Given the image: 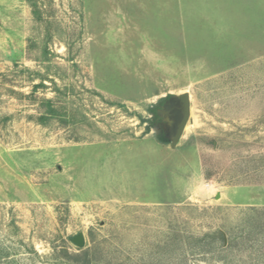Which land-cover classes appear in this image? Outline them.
I'll use <instances>...</instances> for the list:
<instances>
[{
    "label": "rangeland",
    "instance_id": "rangeland-1",
    "mask_svg": "<svg viewBox=\"0 0 264 264\" xmlns=\"http://www.w3.org/2000/svg\"><path fill=\"white\" fill-rule=\"evenodd\" d=\"M0 264H264V0H0Z\"/></svg>",
    "mask_w": 264,
    "mask_h": 264
},
{
    "label": "water",
    "instance_id": "water-1",
    "mask_svg": "<svg viewBox=\"0 0 264 264\" xmlns=\"http://www.w3.org/2000/svg\"><path fill=\"white\" fill-rule=\"evenodd\" d=\"M160 115L167 118L170 124L172 137V148H175L180 141L186 126L191 117V97L188 92L172 98L160 112ZM73 242L78 247H84L85 240L82 234L76 236Z\"/></svg>",
    "mask_w": 264,
    "mask_h": 264
},
{
    "label": "trees",
    "instance_id": "trees-1",
    "mask_svg": "<svg viewBox=\"0 0 264 264\" xmlns=\"http://www.w3.org/2000/svg\"><path fill=\"white\" fill-rule=\"evenodd\" d=\"M254 214H255V212H254ZM256 214H257V211H256ZM262 214L263 213L258 212V215L256 217L251 218V219L254 221V220L258 219L259 215L262 216ZM219 235H220L221 239L224 241L225 240V234L221 232V234H219Z\"/></svg>",
    "mask_w": 264,
    "mask_h": 264
}]
</instances>
